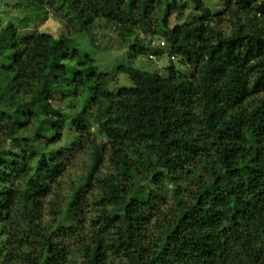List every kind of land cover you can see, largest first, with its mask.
Masks as SVG:
<instances>
[{"label":"trees","instance_id":"obj_1","mask_svg":"<svg viewBox=\"0 0 264 264\" xmlns=\"http://www.w3.org/2000/svg\"><path fill=\"white\" fill-rule=\"evenodd\" d=\"M6 1L35 20L52 9L68 35L101 20L131 58L168 52L186 71L119 67L132 87L111 92L114 76L61 48L66 34L0 21V264H264V0H218V11L196 0L198 16L174 29L178 0ZM75 120L100 143L66 201L46 203L58 185L48 150Z\"/></svg>","mask_w":264,"mask_h":264},{"label":"rangeland","instance_id":"obj_2","mask_svg":"<svg viewBox=\"0 0 264 264\" xmlns=\"http://www.w3.org/2000/svg\"><path fill=\"white\" fill-rule=\"evenodd\" d=\"M194 1L196 0H178V7H184L180 10L179 14H168L166 23L169 29L175 27H188L195 17L198 16L194 11ZM201 1L205 7H208L212 11L221 10L222 7L217 3L218 0H198ZM6 0L0 1V21H2L1 27H6V22L13 21V25H18V19L24 16L31 17L27 29L29 33L49 34L54 39L59 40L62 34L65 35V46L61 48H67L70 51L76 50L80 57L88 56L93 61V68L96 73L114 76L115 83L109 86V91L116 92L120 89H129L132 87L131 81L124 74L117 73L119 67H131L141 71L153 72L159 71L163 77L167 76L165 68L169 65L170 61L173 65L185 72L186 69L181 68L177 58L172 57L167 52L163 57L157 58L153 56L152 59L149 56H137L135 58L130 57V51L127 46H124L119 41L117 35L114 33V29L105 22L98 20L90 32L68 35V31L64 29V20L60 18L56 12L52 9H48V16L45 20H35L31 8H24L23 11L18 12L14 8L10 7ZM152 20V30L157 29L158 19L160 17V8L155 5ZM41 11H36L35 17L39 15ZM42 18V17H41ZM227 22H224L221 29L224 32H229ZM20 27V25L18 26ZM24 27V25H23ZM24 29V28H22ZM21 30V29H20ZM150 47H157L163 50H167L164 40L162 38L151 37L146 41ZM77 67V62H67ZM80 100H75L74 106L71 109H67V106L71 104L70 98L58 97L54 104L61 108L67 109L66 113L74 116L80 109ZM61 138L55 143L48 152L51 157L55 159V167H58L57 175V187L54 189L55 194L49 196L46 203L51 202L53 199L58 198V203L66 201L70 187L86 174V165L90 162V156L93 151V145L100 143L97 137V128L91 123L90 125L84 124L80 121H67L61 125ZM73 139H78L80 144H75ZM6 149V142L0 138V150ZM47 150H45L46 152ZM112 154V152H110ZM109 154V153H108ZM107 154V155H108ZM108 165V161L106 166ZM105 167V166H104ZM102 168L101 172H106V168ZM56 200V199H55ZM45 219H48L47 216Z\"/></svg>","mask_w":264,"mask_h":264},{"label":"built area","instance_id":"obj_3","mask_svg":"<svg viewBox=\"0 0 264 264\" xmlns=\"http://www.w3.org/2000/svg\"><path fill=\"white\" fill-rule=\"evenodd\" d=\"M150 59H152L153 57L152 56H149Z\"/></svg>","mask_w":264,"mask_h":264}]
</instances>
